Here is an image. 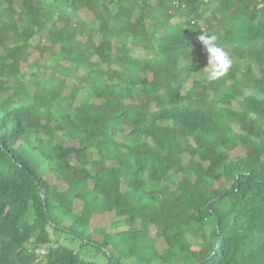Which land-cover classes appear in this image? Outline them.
I'll use <instances>...</instances> for the list:
<instances>
[{
	"label": "trees",
	"instance_id": "16d2710c",
	"mask_svg": "<svg viewBox=\"0 0 264 264\" xmlns=\"http://www.w3.org/2000/svg\"><path fill=\"white\" fill-rule=\"evenodd\" d=\"M40 247L264 264V0H0V264Z\"/></svg>",
	"mask_w": 264,
	"mask_h": 264
},
{
	"label": "clouds",
	"instance_id": "9594fccd",
	"mask_svg": "<svg viewBox=\"0 0 264 264\" xmlns=\"http://www.w3.org/2000/svg\"><path fill=\"white\" fill-rule=\"evenodd\" d=\"M198 39L207 53V79L212 81L225 76L234 63L231 54L218 44V37L213 33L202 31Z\"/></svg>",
	"mask_w": 264,
	"mask_h": 264
},
{
	"label": "rangeland",
	"instance_id": "374dc122",
	"mask_svg": "<svg viewBox=\"0 0 264 264\" xmlns=\"http://www.w3.org/2000/svg\"><path fill=\"white\" fill-rule=\"evenodd\" d=\"M212 8H215V6L213 5ZM83 16L85 19L92 18L91 14L88 12H84ZM134 54H139V52L135 51ZM80 208H81V202H77L75 205V211L78 212ZM109 219H110V216L97 215L94 218L93 223L98 224V225H103V224L109 225ZM59 235H60L59 238L61 239L63 243H65L69 247L76 248L79 250L81 240L78 237H74L72 234L65 233V232H60ZM80 253H81L82 258L86 260H94L101 264H104L105 262V257L102 254L97 253V251L91 247H86L84 249H81Z\"/></svg>",
	"mask_w": 264,
	"mask_h": 264
},
{
	"label": "built area",
	"instance_id": "2783aa9c",
	"mask_svg": "<svg viewBox=\"0 0 264 264\" xmlns=\"http://www.w3.org/2000/svg\"><path fill=\"white\" fill-rule=\"evenodd\" d=\"M36 258L32 264H45V255L47 253V249L40 247L35 250Z\"/></svg>",
	"mask_w": 264,
	"mask_h": 264
},
{
	"label": "water",
	"instance_id": "95a60500",
	"mask_svg": "<svg viewBox=\"0 0 264 264\" xmlns=\"http://www.w3.org/2000/svg\"><path fill=\"white\" fill-rule=\"evenodd\" d=\"M53 225L56 226V224H54V223H53ZM60 227H61V226H60ZM105 250H106V252L108 253V255H109L110 257H112V255L109 253V250H108V249H105Z\"/></svg>",
	"mask_w": 264,
	"mask_h": 264
}]
</instances>
